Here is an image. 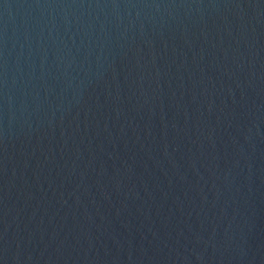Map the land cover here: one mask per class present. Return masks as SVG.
I'll list each match as a JSON object with an SVG mask.
<instances>
[{
	"label": "water",
	"instance_id": "1",
	"mask_svg": "<svg viewBox=\"0 0 264 264\" xmlns=\"http://www.w3.org/2000/svg\"><path fill=\"white\" fill-rule=\"evenodd\" d=\"M0 264H264V0H0Z\"/></svg>",
	"mask_w": 264,
	"mask_h": 264
}]
</instances>
